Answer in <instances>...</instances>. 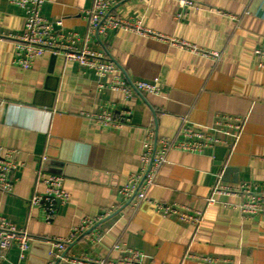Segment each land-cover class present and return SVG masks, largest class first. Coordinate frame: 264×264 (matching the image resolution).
<instances>
[{
	"label": "crops",
	"instance_id": "obj_1",
	"mask_svg": "<svg viewBox=\"0 0 264 264\" xmlns=\"http://www.w3.org/2000/svg\"><path fill=\"white\" fill-rule=\"evenodd\" d=\"M195 1L197 8L178 0H118L115 15L138 18L168 37L160 39L119 27L87 36L83 9L93 0H45L42 13L62 21L55 23L57 30L74 31L78 48L103 52L129 81L161 88L126 96L107 85L109 76L66 59L63 50L36 56L30 68L19 66L12 35L25 31V8L0 0V145L14 149L19 166L13 190H0V214L35 238L25 257L14 242L2 264H39L49 252L48 240L68 236L83 218L107 210L112 211L89 228L101 238H91L87 229L68 244L60 264H84L73 259L83 255L119 258L126 248L141 250L143 264H264V215L249 217L229 203L206 201L218 181L264 180V68L254 52L264 40V0ZM170 38L218 50L221 57L216 61ZM124 108L132 110V121L120 128L86 114ZM218 113L242 115L240 132L216 125ZM185 120L226 142L201 152L170 150L147 195L204 210L198 227L163 217L146 202L127 204L123 191L143 172L147 143L179 136ZM44 155V169L63 175L70 194L51 222L30 202L44 190L35 173ZM117 242L124 247L114 248Z\"/></svg>",
	"mask_w": 264,
	"mask_h": 264
},
{
	"label": "built area",
	"instance_id": "obj_2",
	"mask_svg": "<svg viewBox=\"0 0 264 264\" xmlns=\"http://www.w3.org/2000/svg\"><path fill=\"white\" fill-rule=\"evenodd\" d=\"M11 3L25 8V31L22 34L12 35L16 39L15 62L22 68H30L34 59L38 55L50 51L53 54L60 50L64 51L65 58L75 60L82 66L95 71L98 76H109L110 82L107 84L114 90L123 91L129 96L134 89L143 90L149 93H159L160 86L155 82L147 80L129 81L122 74L117 64L106 56L103 52L92 50L88 47L78 48L75 44L76 33L65 28L56 29L62 25L61 20L53 21L42 13L45 0H9ZM181 6L198 7L195 0H178ZM118 0H93L88 8L83 9L88 22V35L98 36L105 33L108 28H127L138 33L156 36L160 39H168L167 36L145 27L142 21L134 17H121L112 12ZM177 16H181L178 13ZM174 44H180L197 53H201L214 60H219L221 52L209 50L197 46L194 43L183 39L170 38ZM258 58V64L264 68V40L254 49ZM104 85V83H100ZM132 110L124 108L119 113L103 111L98 113H86L95 117L101 124L112 127H122L132 121ZM244 117L239 114L218 113L215 116V124L224 128L235 127L241 130ZM223 139L216 136L210 128L197 127L189 120H185L179 136H162L156 143L148 142L145 150L141 154L143 172L135 174L130 178V183L123 187L127 199L135 200V204L146 202L163 217H174L179 221L187 222L198 227L202 222L204 210L193 208L185 204L175 202H163L154 200L147 195L148 188L154 183L159 168L167 158V154L172 149L201 152L208 147L224 143ZM14 149L5 148L0 145V190L11 192L14 188L13 173L18 169V164L13 158ZM47 155L42 157L40 166L36 169V180L44 184L42 192H35L30 198L32 204L41 206L44 219L51 222L57 212L60 202H66L70 198L69 192L64 187V176L57 173L47 172L43 163ZM220 196L236 197L237 202H223ZM132 200V201H133ZM207 204L217 202L229 203L241 210L246 216L264 215V180L261 182L243 180L237 183H227L218 181L211 186L209 195L206 197ZM107 210L99 216L93 218L86 216L81 222L75 225L70 234L66 237H57L48 240L52 243L50 258L46 264H54L56 258L61 255L68 244L78 235L91 228L104 216L111 213ZM91 238L99 240L101 234L92 229ZM35 238L26 230L18 228L4 215L0 214V264L7 259V253L14 242H17L21 257H25L30 243ZM124 245L121 242L114 244V248L120 249ZM128 253L119 258L111 257H91L83 255L80 258H73L77 262L84 264H143V252L136 248H126ZM209 262L216 261V258L203 257Z\"/></svg>",
	"mask_w": 264,
	"mask_h": 264
},
{
	"label": "water",
	"instance_id": "obj_3",
	"mask_svg": "<svg viewBox=\"0 0 264 264\" xmlns=\"http://www.w3.org/2000/svg\"><path fill=\"white\" fill-rule=\"evenodd\" d=\"M181 120H183V119L181 118ZM156 132H157V135H158V128H156ZM217 150L222 151V152L225 153V152H227L228 148L225 147V146H218V147H217ZM133 198H134V196H133L131 199L128 200V203H127V204H129V203L133 200ZM91 230H92V229L87 230L86 233H89ZM41 241H42V242H46L45 240H41ZM36 242H40V240H35L34 243H36ZM46 243H47V242H46ZM47 245H48V250H47V251L50 252V250H51V248H52V243H51V242H48ZM49 248H50V249H49ZM49 252H48L46 255H44L43 258H42L41 260H39V264H46V263H47V260H48L49 257H50ZM65 257H68V255H67V248H66L63 252H61V255H60L58 258L55 259L54 264H60V263H62V260H63V258H65ZM63 264H67V263L65 262V263H63Z\"/></svg>",
	"mask_w": 264,
	"mask_h": 264
}]
</instances>
